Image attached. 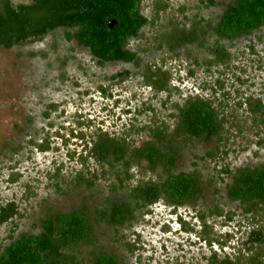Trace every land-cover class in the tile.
<instances>
[{
  "label": "rangeland",
  "instance_id": "rangeland-1",
  "mask_svg": "<svg viewBox=\"0 0 264 264\" xmlns=\"http://www.w3.org/2000/svg\"><path fill=\"white\" fill-rule=\"evenodd\" d=\"M213 1L216 6L212 7L204 5L203 0L140 3V14L153 25L143 27L139 39L128 41L125 48L139 53L140 69L153 64L169 72L168 94H155L144 87L137 70L129 64L98 65L86 49L74 41L66 42L62 29L46 35L40 42L8 50L0 48V204L8 201L18 204L22 216L14 221L16 235L34 233V224L51 212L66 213L85 204L93 214L108 199L127 197V189L137 182L158 181L165 175L162 168L149 171L143 162L125 170L121 164L112 165L110 159L103 164L88 159L85 169L78 163L82 145L71 139L72 132L81 133L88 140L99 128L100 120L101 130L114 132L115 136L134 124V128L143 131L133 137V146H137L147 138L145 126L158 122L171 124L168 119L171 104H180L189 96L207 97L209 91L202 89L203 83L213 85L219 79L228 94L225 114L232 117L233 127L210 142L184 139L170 170L173 174H195L200 180L201 197L176 210L183 222L194 227L192 234L182 233L175 224L176 218L169 216L171 208L158 200L151 207L136 211L132 223L122 228L97 223L94 246L121 257L122 264H206L211 252L218 259L228 256L245 261L252 250H247L244 244L248 233L256 230L264 234V208L256 211L255 216L244 215V207L229 200L226 188L236 170L264 164V126L257 121L255 127L246 105L242 109L234 106L247 98L264 104V27L226 45L230 54L228 66L209 74L203 67L190 63L204 56L198 45L180 48L174 54L164 46L152 47L154 40L168 31L170 22L178 26L181 22L180 29H189L201 20L214 19L229 2ZM251 45L254 53L249 52ZM122 70L130 73L128 80L113 85L106 82L107 77ZM190 70L193 75L188 77ZM99 88H108L117 96L105 100ZM115 101L117 105L112 107ZM105 105L110 106L109 115L101 112ZM125 110L130 113L125 114ZM116 120L119 121L112 128L110 121ZM234 126H239V130ZM44 140L47 149L40 150ZM87 173L97 177L91 188L74 181L78 174ZM117 179L122 181L121 191L111 189L119 183ZM199 213L209 227V247L199 240L201 227L195 218ZM8 227L0 226V241H6ZM164 227L166 231H162ZM227 234L229 238L225 241ZM217 241H225L224 246L220 248L213 243ZM131 242L142 246L134 256L126 251V244ZM87 251L81 250V254L86 256Z\"/></svg>",
  "mask_w": 264,
  "mask_h": 264
},
{
  "label": "trees",
  "instance_id": "trees-1",
  "mask_svg": "<svg viewBox=\"0 0 264 264\" xmlns=\"http://www.w3.org/2000/svg\"><path fill=\"white\" fill-rule=\"evenodd\" d=\"M141 1L26 0L13 4L11 0H0V48L8 50L40 42L46 35L62 29L65 41H74L86 49L98 65L115 62L129 64L137 70L140 83L144 87L155 94H168L171 89L169 72L153 64H145L140 69L139 53L125 48L128 41L139 39V32L143 27L153 25V22L150 23L140 14ZM202 3L207 7L216 6L213 0H203ZM110 21L115 23L113 29L108 28ZM169 25L168 31L155 39L152 47L155 45L154 48L160 49L164 46L170 54H174L180 48L198 45L204 51V56L200 61L192 59L190 63L193 67H203L208 74L212 71L218 72L219 69H225L230 61L226 45L247 38L264 27V0H229L214 19L201 20L189 29H180L181 22L179 26L174 22ZM248 48L249 52L254 53L252 45ZM191 75L193 70L189 71L188 77ZM129 76L128 71L122 70L107 77L106 82L119 84L128 80ZM237 80L242 82L239 77ZM99 89L101 98L104 97L105 100L117 96L112 95L108 88ZM202 89L209 91L207 97L189 96L180 104L170 105L168 119L171 124L158 122L145 126L147 138L137 146H133V137L143 131L134 128V124H130L115 136L114 132L101 130L103 121L100 120L99 128L88 140H84L81 133L72 132L71 139L82 145L78 163L85 169L88 159L99 164L110 159L112 165L121 164L125 170L143 162L149 171L162 168L165 175L158 181L137 182L127 189L128 198L108 199L93 214L85 204L66 213H48L34 224L32 234L16 235L14 221L20 219L22 214L15 201L0 204V226L9 225L6 241H0V264H122L121 257L94 246L96 224L122 228L132 223L136 211L151 207L158 200H163L171 208L169 216L176 218L175 224L180 227V231L192 234L194 227L183 222L176 215V210L192 205L201 197V183L195 174L170 172L180 153V143L184 139L201 142L218 140L224 131L229 132L233 127L230 124L232 117L225 114L229 104L223 81L216 79L213 85L203 83ZM245 101L235 103V109H242L246 105V111L253 117V124L258 121L264 126V104L249 98ZM117 102H113L111 106L115 107ZM101 112L109 115L110 106L105 105ZM128 113L130 112L125 110V114ZM234 113L235 110L231 112ZM118 121H110L112 128ZM234 127L237 130L240 128ZM43 149H47L46 140L40 145V150ZM56 170L58 173L59 169ZM96 179L93 173H87L86 176L78 174L74 181L91 188ZM117 181L119 183L111 189L121 191L122 181ZM226 193L229 200L244 207V215L253 213L255 216L256 211L264 208V164L252 169L236 170L231 176ZM217 211L214 210V214L217 215ZM218 215L221 217V213ZM195 218L201 227L199 240L209 247V227L201 213L196 214ZM166 229L164 227L162 231ZM227 240L226 238L225 241ZM225 241L213 243L221 248ZM244 244L247 250H252H249L243 263L238 258L232 260L228 256L218 259L211 252L206 258V264H264V234L252 230ZM85 249L88 251L83 256L81 250ZM141 250L142 246L138 242L126 244V251L130 256Z\"/></svg>",
  "mask_w": 264,
  "mask_h": 264
},
{
  "label": "water",
  "instance_id": "water-1",
  "mask_svg": "<svg viewBox=\"0 0 264 264\" xmlns=\"http://www.w3.org/2000/svg\"><path fill=\"white\" fill-rule=\"evenodd\" d=\"M108 28L113 29L115 27V23L113 21L108 22Z\"/></svg>",
  "mask_w": 264,
  "mask_h": 264
},
{
  "label": "flooded vegetation",
  "instance_id": "flooded-vegetation-1",
  "mask_svg": "<svg viewBox=\"0 0 264 264\" xmlns=\"http://www.w3.org/2000/svg\"><path fill=\"white\" fill-rule=\"evenodd\" d=\"M226 236L228 237V234H227ZM226 236H225V237H226ZM227 237H226V238H227ZM228 238H229V237H228Z\"/></svg>",
  "mask_w": 264,
  "mask_h": 264
}]
</instances>
